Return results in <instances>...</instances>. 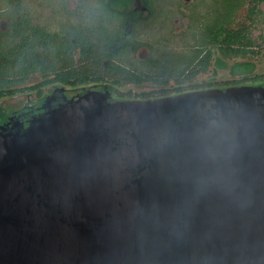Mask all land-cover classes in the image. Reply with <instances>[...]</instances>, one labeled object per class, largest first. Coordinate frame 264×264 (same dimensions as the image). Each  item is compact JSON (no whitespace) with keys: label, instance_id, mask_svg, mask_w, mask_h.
Masks as SVG:
<instances>
[{"label":"water","instance_id":"95a60500","mask_svg":"<svg viewBox=\"0 0 264 264\" xmlns=\"http://www.w3.org/2000/svg\"><path fill=\"white\" fill-rule=\"evenodd\" d=\"M108 98L0 125V264H264V87Z\"/></svg>","mask_w":264,"mask_h":264},{"label":"trees","instance_id":"16d2710c","mask_svg":"<svg viewBox=\"0 0 264 264\" xmlns=\"http://www.w3.org/2000/svg\"><path fill=\"white\" fill-rule=\"evenodd\" d=\"M8 1L16 3L7 13L9 28L0 31V100L31 94L43 99L58 86L72 90L83 85H103L106 89L113 85H154V89L140 94L144 101L212 89L264 87V73L254 74V66L247 62L231 66L229 72L238 79L196 83L210 68L215 52L224 59H243L256 53V43L248 31L231 27L244 0H219L222 12L217 10L215 19L203 24L191 49L158 52L149 47L142 59L135 57L145 46L137 37V29L154 15V0H136L148 12L146 16L134 0H78L71 13L74 19L56 31L34 22L21 0ZM249 1L255 6L264 2ZM215 61L221 67V59ZM34 72L43 80L26 86ZM120 96L133 99L136 95L128 91ZM6 117L0 108V118H5L0 124L10 116Z\"/></svg>","mask_w":264,"mask_h":264},{"label":"rangeland","instance_id":"374dc122","mask_svg":"<svg viewBox=\"0 0 264 264\" xmlns=\"http://www.w3.org/2000/svg\"><path fill=\"white\" fill-rule=\"evenodd\" d=\"M15 3L12 2L11 4L8 0H0V16L2 15L0 17V31H6L9 28L11 18L7 17V13L11 11ZM77 3L78 0H21L20 4L34 22L56 31L63 24L74 19L71 13L76 9ZM133 4L137 6L138 2L134 0ZM154 5V15L137 29L138 39L145 43V46L140 48L141 50L137 53L139 57L146 56L149 47L158 52L166 49L184 52L191 49L194 42L193 38L199 36L203 24L214 20L216 11L218 10L217 12L220 13L223 9L219 0H154ZM147 14L148 12L144 11V16ZM231 27L248 31L249 36L256 43L254 49L256 53L249 54L243 59H224L215 52L210 68L205 74L198 76L196 83L238 79L239 77H233L229 70L231 66L239 62L251 63L254 66V74L264 73V2L255 6L249 0H244L232 18ZM212 51L214 52V50ZM217 58L221 59V67L216 64L215 59ZM42 80L43 78L39 73L34 72L25 85L31 86L40 83ZM89 88L90 85H83L72 90L68 89V91L71 95H78ZM154 88L151 85H129L118 87V90L139 93ZM113 96L118 98L116 95ZM25 104L40 107L42 99L31 94V96L21 95L0 100V108L7 115L6 118L14 112L21 111ZM4 120L5 118H0V123Z\"/></svg>","mask_w":264,"mask_h":264},{"label":"flooded vegetation","instance_id":"af4514ba","mask_svg":"<svg viewBox=\"0 0 264 264\" xmlns=\"http://www.w3.org/2000/svg\"><path fill=\"white\" fill-rule=\"evenodd\" d=\"M137 7L143 12V15H144V11L145 10L142 7H140L139 4H137ZM140 50H138V52ZM137 53L135 54L136 59H142L144 57V56L143 57H139L137 55ZM208 83H210V82H206V83L204 82L202 84H208ZM142 85H151V84L144 83ZM142 85H132V86H142ZM126 86H129V85H126ZM151 86H154V85H151ZM118 87H121V86H114L113 85L111 88H108V86H107V89H106L105 87H103V85H95V86H90V88L88 90H98V91H102L104 93H107L109 95V98H108V101L109 102L144 101V100L141 99L140 94L141 93H144V92H148V91H144V92H139V93H133L136 96H135V98L130 99V98H127V97H121L120 95L122 93H126V92H122V91L118 90ZM57 88L63 89L64 96L66 98H68V99L69 98H76L77 96H80L79 94L78 95H75V94H72L71 95L70 92L68 91V88L67 87H64V86L55 87V89H57ZM55 89H53L51 93H49L47 96H45L42 99V104L44 103L45 99L47 97H49L53 93V91ZM88 90H85V91H88ZM187 93H191V92H187ZM113 95H116L118 98H115ZM178 95H181V94H178ZM174 96H177V95H171V96H167V97H174ZM167 97H163V98H167ZM159 99H162V98H159ZM155 100H158V99H155ZM147 101H154V100H147ZM61 103H63V101L61 100V95L60 96H56V99L54 101H51V107L55 109ZM42 104H41V106H42ZM41 106L40 107H37V106H34L32 104H25L22 107L21 111L12 113L10 115V117H12L15 120H20L24 125H27V123H28V121H29L30 118H32L33 116H38L39 114H41L43 112V110L41 109Z\"/></svg>","mask_w":264,"mask_h":264}]
</instances>
